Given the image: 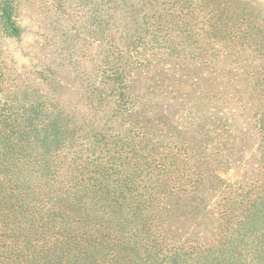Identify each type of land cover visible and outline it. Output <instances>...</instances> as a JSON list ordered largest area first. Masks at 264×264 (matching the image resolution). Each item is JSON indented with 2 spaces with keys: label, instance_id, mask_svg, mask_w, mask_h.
Masks as SVG:
<instances>
[{
  "label": "trees",
  "instance_id": "obj_1",
  "mask_svg": "<svg viewBox=\"0 0 264 264\" xmlns=\"http://www.w3.org/2000/svg\"><path fill=\"white\" fill-rule=\"evenodd\" d=\"M40 1L52 18L70 3L84 14L106 89L89 72L78 83L109 106L65 107L48 55L29 76L45 90L24 101L30 85L6 90L14 58L0 50V264H264V3ZM23 3L0 0L4 39L22 40ZM168 69L213 74L182 109L195 137L168 131L175 100L143 80Z\"/></svg>",
  "mask_w": 264,
  "mask_h": 264
},
{
  "label": "rangeland",
  "instance_id": "obj_2",
  "mask_svg": "<svg viewBox=\"0 0 264 264\" xmlns=\"http://www.w3.org/2000/svg\"><path fill=\"white\" fill-rule=\"evenodd\" d=\"M23 2L20 11V25L23 28L22 40L10 41L4 39L0 34L1 54L5 52L10 57L12 54L14 58V62L9 58L8 63L4 65L7 72L6 90L13 89V83H17L19 80L18 83L21 85L29 83L30 88H27V92L30 94L24 101L34 97L32 93L34 89L45 90L40 79L37 81V78H33V76L29 78V76L33 60L48 55L49 58L44 57V59L47 62L50 61L53 73L57 76L53 80L61 87L58 97L65 107L72 108L80 103L99 102L101 99H98L97 95L88 97L90 86L86 88L78 83L79 75L89 72L93 77L91 88L101 92L106 89V74L101 71L102 67L97 66L100 62L98 42L95 38L86 35L84 14L82 15L78 5L70 3L64 18H52L53 8L49 1L23 0ZM261 2L264 3V0ZM53 11L57 13L56 10ZM1 54L0 56H2ZM94 70H98V72L95 74ZM31 78L32 80H30ZM210 78H213L212 73H206L200 69L191 71L168 69L164 72L153 70L146 74L143 80L147 83L148 89H154L171 101L175 100L174 112L182 115L179 122L173 121V117L169 119L173 122L169 121L168 131L177 136H189L190 134L195 137L198 125L196 122H192L191 117H185L182 109L186 105H195L194 96H196L198 87L201 88L209 83ZM101 102L102 107L106 106L105 110L109 105L104 100ZM225 109L229 115V107L226 104ZM248 111L249 109L246 107L237 109L236 113L237 129L235 132L243 138L247 136ZM106 114H111V109L108 108ZM201 132L210 136L215 135L210 126L202 127ZM245 172L246 168L242 166L238 169H231L220 176L224 181L233 183L242 178Z\"/></svg>",
  "mask_w": 264,
  "mask_h": 264
}]
</instances>
